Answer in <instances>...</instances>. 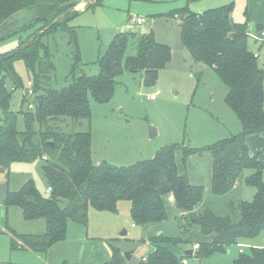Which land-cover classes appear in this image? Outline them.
I'll list each match as a JSON object with an SVG mask.
<instances>
[{
	"label": "trees",
	"instance_id": "1",
	"mask_svg": "<svg viewBox=\"0 0 264 264\" xmlns=\"http://www.w3.org/2000/svg\"><path fill=\"white\" fill-rule=\"evenodd\" d=\"M48 1L0 0V23L21 10ZM80 1L70 0L54 17L67 10H72L67 17L79 14L74 6ZM99 1L95 0L91 7ZM233 10V4L212 8L203 14L183 8L175 17H179L182 43L195 62L211 67L228 86L225 102L240 120L242 131L205 147L173 144L161 149L154 158L129 166L95 164L91 132L65 131L58 122L70 118L76 122L89 119L91 100L109 102L118 87V77L125 71L140 74L145 84H155L160 70L172 60L168 44L157 41L152 32L119 33L95 61L98 72L78 75L76 70L82 62L78 37L75 30L63 26L67 20L62 21L64 16L48 29L53 19L37 29L20 43L12 56L0 58V169L8 170L14 162L44 160L42 169L47 189L50 188L43 193L33 179L16 191L8 187L0 205L19 206L25 220H45V231L41 234H23L12 229L14 248L48 252L67 238L71 221L88 225L89 206L118 212L120 200L130 201L133 225L162 223L169 218L170 195L176 207L179 234L174 237L157 234L153 238V249L137 264H185L186 258L191 256L185 253L189 244L191 248L199 244L194 257L209 258L264 230V163L258 155L251 154L246 140L248 135L264 133V67L251 46L250 16L234 22L231 20ZM59 28L70 33V42L75 46L71 70L75 78L69 86L55 88L50 86L48 78L56 66L43 37ZM130 45L134 46L133 54L128 53ZM14 58L24 61L34 75L35 95L43 96L42 105L33 97L34 110L12 109V90L24 87L22 76L14 67ZM9 82L13 84L10 89ZM21 120L24 129L19 127ZM178 153H181L180 160ZM205 153L211 157L214 195L228 198L237 188V182L244 178L245 184L256 188L253 199L228 201L227 212L219 213L212 207L200 210L198 206L204 200L205 187L191 182L188 161L192 155ZM246 170L252 173L244 177ZM169 244L185 247L176 252ZM127 262L120 247L111 245L110 258L100 264ZM234 264H264V246L252 247L248 253L240 252Z\"/></svg>",
	"mask_w": 264,
	"mask_h": 264
},
{
	"label": "rangeland",
	"instance_id": "2",
	"mask_svg": "<svg viewBox=\"0 0 264 264\" xmlns=\"http://www.w3.org/2000/svg\"><path fill=\"white\" fill-rule=\"evenodd\" d=\"M63 1L49 0L41 6L21 10L1 22L0 57L16 51L22 41L49 20H54L55 14L67 7L70 0ZM88 2L90 0H81L74 6L79 14H70L62 20L67 19L63 26L67 30H75L78 37L82 56L80 67L76 70L78 75L96 74L98 66L95 61L122 32H152L157 41L168 44L172 50V60L160 70L155 84H145L140 74L125 71L118 77V87L109 102L91 100L89 119L76 122L70 118L66 122H58L65 131L91 132L95 164L108 162L115 166H129L154 158L161 149L173 144L205 147L242 131L240 120L225 102L228 86L211 67L195 62L182 43L180 21L175 15H180L183 8L203 14L209 9L233 4L232 21H244L248 15L250 19L261 20L264 19V0H100L92 7L85 8ZM139 17L145 20L142 25L134 22ZM250 24L249 32L260 37L264 29H258L253 21ZM259 27L264 28L262 25ZM43 41L49 44L56 66L55 71L49 74L50 86H69L75 78L71 73L75 46L70 42V33L59 28L56 32L46 34ZM251 46L259 54L258 61L264 67V39H251ZM134 52V46L130 45L128 53ZM13 64L22 76L24 87L11 89L12 109L19 111L29 107L34 110V75L23 60L14 58ZM8 85L9 89L13 86L10 82ZM19 127L24 129L22 120ZM258 139L257 144H262L261 148L256 147ZM249 144L251 150L260 148L259 158L264 163V140L261 135L252 138ZM177 156L180 160L181 153ZM43 163L41 159L32 163L14 162L8 170L0 169V183L7 182L10 190L16 191L27 180L33 179L45 193L48 182L42 169ZM188 173L193 184L205 187L204 200L198 206L200 210L212 207L219 213L227 212L228 201L237 198L251 201L256 193V188L245 184L243 178L237 182V188L228 198L214 195L211 192V157L208 153L203 156L192 155L188 161ZM251 173L252 170H246L244 177ZM168 201L169 218L162 223L144 227L133 225L129 200L118 202V212L101 211L89 206L88 225L71 221L67 238L56 243L48 252L13 247L15 237L12 229L23 234H41L45 231V220H25L19 206L1 204L0 264H62L64 261L66 264H100L110 258L111 245L120 247L124 254L131 251L132 257L127 260V264H137L153 249V238L157 234L166 237L179 234L176 207L171 195ZM123 229L128 231L126 236L120 235ZM169 246L176 252L185 247ZM262 246L264 230L253 238L231 245L226 252H217L209 258H197L193 253L186 258L185 264H234L242 252L240 249L248 253L252 247ZM186 247L195 252L199 244L194 248H191V244Z\"/></svg>",
	"mask_w": 264,
	"mask_h": 264
},
{
	"label": "water",
	"instance_id": "3",
	"mask_svg": "<svg viewBox=\"0 0 264 264\" xmlns=\"http://www.w3.org/2000/svg\"><path fill=\"white\" fill-rule=\"evenodd\" d=\"M95 0H91L90 2H88L86 4V7L85 8H89L91 7V5L94 3ZM70 12H72V10H67L61 14H59L51 23L50 25L46 28H50L51 26H53L54 24H56L62 17L66 16L67 14H69ZM44 29V30H46ZM13 53L5 56V57H0V58H7L9 56H12ZM42 99H43V96L41 94H38L36 95V100L38 101V104L39 105H42ZM52 144V143H51ZM8 191V183L7 182H1L0 183V203L4 201L5 199V196H6V193ZM128 234V231L127 229H123L121 231V234L120 235H124L126 236ZM185 253L188 254V255H193L194 251L193 249H190V250H185ZM125 256H126V259L127 260H131V257H132V252L131 251H127L125 252Z\"/></svg>",
	"mask_w": 264,
	"mask_h": 264
},
{
	"label": "crops",
	"instance_id": "4",
	"mask_svg": "<svg viewBox=\"0 0 264 264\" xmlns=\"http://www.w3.org/2000/svg\"><path fill=\"white\" fill-rule=\"evenodd\" d=\"M81 2V1H80ZM81 4V3H80ZM250 21H253L256 25H257V27H258V29H264V28H262V27H259L260 25H262L263 27H264V19H261V20H257V19H250ZM259 25V26H258ZM249 27H251V24L249 23ZM256 27V28H257ZM264 31V30H263ZM258 54V53H257ZM259 55V54H258ZM153 135H155V134H153ZM261 135V137L263 138V140H264V133H261V134H251V135H248L247 136V144L249 145V149H250V152H251V154L252 155H258V157H259V150H260V146L262 145H259V144H257L258 142H259V139H258V141H256V144H257V146L256 147H260V148H257V149H255V150H251V147H250V144H249V141L252 139V138H255V136H260ZM262 143V142H261ZM260 159V158H259ZM8 187H9V185H8ZM244 244H246V243H244ZM52 249V248H51Z\"/></svg>",
	"mask_w": 264,
	"mask_h": 264
},
{
	"label": "built area",
	"instance_id": "5",
	"mask_svg": "<svg viewBox=\"0 0 264 264\" xmlns=\"http://www.w3.org/2000/svg\"><path fill=\"white\" fill-rule=\"evenodd\" d=\"M144 19L143 18H138V19H136L134 22H136L137 23V25H142L143 23H144ZM250 35H251V37L252 38H256L257 40H261V39H264V31H262L261 32V36L260 37H258L257 35H253L251 32H250ZM257 55V54H256ZM30 85H31V83H30ZM47 191H50V188H48L47 189ZM242 252H243V249H240Z\"/></svg>",
	"mask_w": 264,
	"mask_h": 264
}]
</instances>
